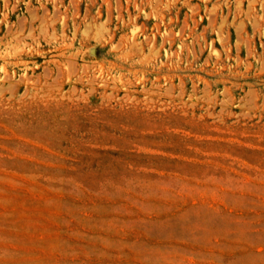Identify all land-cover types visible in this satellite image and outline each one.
<instances>
[{
	"label": "rangeland",
	"instance_id": "rangeland-1",
	"mask_svg": "<svg viewBox=\"0 0 264 264\" xmlns=\"http://www.w3.org/2000/svg\"><path fill=\"white\" fill-rule=\"evenodd\" d=\"M0 264H264V0H0Z\"/></svg>",
	"mask_w": 264,
	"mask_h": 264
}]
</instances>
